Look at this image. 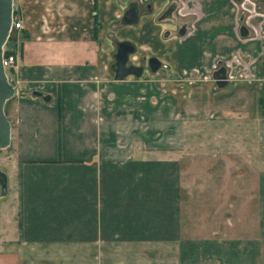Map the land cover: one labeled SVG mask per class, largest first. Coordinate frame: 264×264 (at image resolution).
<instances>
[{
  "label": "crops",
  "instance_id": "obj_1",
  "mask_svg": "<svg viewBox=\"0 0 264 264\" xmlns=\"http://www.w3.org/2000/svg\"><path fill=\"white\" fill-rule=\"evenodd\" d=\"M13 1L17 93L4 115L20 234L0 264H264L262 17L254 34L235 0ZM180 3L185 17L163 18ZM130 5L138 22L122 25ZM124 41L132 65L160 68L114 81ZM194 124L206 140L185 137Z\"/></svg>",
  "mask_w": 264,
  "mask_h": 264
},
{
  "label": "water",
  "instance_id": "obj_2",
  "mask_svg": "<svg viewBox=\"0 0 264 264\" xmlns=\"http://www.w3.org/2000/svg\"><path fill=\"white\" fill-rule=\"evenodd\" d=\"M242 1V0H235ZM169 12V11H168ZM13 0H0V149H5L10 140V124L4 115V107L7 101L15 95L13 86L7 82L4 70L1 64L2 48L7 42L12 23ZM242 22V18L240 19ZM138 22V13L135 5H130L123 14L122 25H136ZM178 36L185 34V28L178 31ZM239 35L242 38L247 37L248 31L245 26L239 28ZM135 47L130 42H117L115 44V53L112 55L114 63L110 66L114 81H122L128 76L139 78L142 75L143 67L127 66L128 58L134 54ZM161 66V63L154 57L147 60V68L151 73H155ZM212 79L216 81L219 87L225 86V70L220 68L213 72ZM31 96L40 98L48 103L50 97L40 92L33 91ZM7 179L5 174L0 172V190L1 195L6 194Z\"/></svg>",
  "mask_w": 264,
  "mask_h": 264
},
{
  "label": "rangeland",
  "instance_id": "obj_3",
  "mask_svg": "<svg viewBox=\"0 0 264 264\" xmlns=\"http://www.w3.org/2000/svg\"><path fill=\"white\" fill-rule=\"evenodd\" d=\"M13 4H16L15 1H13ZM14 15L16 19L19 20L18 15H16L15 13ZM173 21L176 22V19L174 18ZM166 27L167 29H169V31H171L172 26H170L169 23ZM20 39H21L20 32H18L17 30H11L9 35V40L6 42V48H13L15 43H18ZM132 62L136 63L137 61L132 60ZM9 104L10 103H8V105ZM192 126L195 127V129H192L191 131L186 130L187 133L185 137L187 139H190L192 143L193 142L196 143L200 140L203 141V139H201L202 137L201 132H204L205 133L204 137L206 140V131H201L203 130V126L200 124H194ZM227 133L229 135V132ZM205 143L206 141H204L203 144ZM17 168H18L17 163L14 162L12 159V148L6 147L5 149H0V172L5 174L7 179L6 194L1 195V190H0V236L3 238V241H0V251L10 250V248L13 249L15 246L14 241H17V237H19L20 234V232H17V226L19 222V207H20L19 186L16 177Z\"/></svg>",
  "mask_w": 264,
  "mask_h": 264
},
{
  "label": "built area",
  "instance_id": "obj_4",
  "mask_svg": "<svg viewBox=\"0 0 264 264\" xmlns=\"http://www.w3.org/2000/svg\"><path fill=\"white\" fill-rule=\"evenodd\" d=\"M235 5V9L237 10V12L241 13L243 16V20L245 22V25L254 33V34H258L259 33V29L257 27H254L250 24L251 20L253 18L256 17H262V21H264V15L258 13L256 11L255 8V4L253 2H251L250 0H242L240 2H236L234 3ZM177 15L180 17H185L186 13L184 12V4L180 3V8H177ZM21 25L20 22L16 19V17L13 16L12 13V23H11V27H10V31H9V35L11 30H20ZM257 36V35H256ZM9 40V36L7 41ZM16 62V56L13 53V50L11 48H6V43L2 48V55H1V64H2V68L4 70L7 82L10 83L13 88H14V93H17V85L14 84L11 81V75H10V71L12 70V68L14 67Z\"/></svg>",
  "mask_w": 264,
  "mask_h": 264
},
{
  "label": "flooded vegetation",
  "instance_id": "obj_5",
  "mask_svg": "<svg viewBox=\"0 0 264 264\" xmlns=\"http://www.w3.org/2000/svg\"><path fill=\"white\" fill-rule=\"evenodd\" d=\"M258 3H260V5H262V6H264V0H258L257 1ZM170 6H173L172 7V11L170 12V13H168L167 12V10L168 9H166L164 12H163V14L162 15H164V14H168V15H166L165 17H163V18H168L169 16L171 17L172 16V14L176 11L177 12V8H176V6H175V4H171ZM163 18H160V19H163ZM115 53V50L113 51V54ZM112 54V55H113ZM133 55V54H132ZM132 55H130L129 56V58H128V62H127V66H130V65H132V63L130 62V57L132 56ZM149 58H140L139 59V63H137V67H143V69H145V68H147V60H148ZM114 63V60H113V62H112V64ZM134 66V65H133Z\"/></svg>",
  "mask_w": 264,
  "mask_h": 264
},
{
  "label": "trees",
  "instance_id": "obj_6",
  "mask_svg": "<svg viewBox=\"0 0 264 264\" xmlns=\"http://www.w3.org/2000/svg\"><path fill=\"white\" fill-rule=\"evenodd\" d=\"M92 7H93V9H92V15H93L94 21L96 22V2L95 1L93 2ZM13 16L15 17L14 12H13ZM96 29H97V25H95L94 31H93V37H94V39H95V33H96L95 30ZM18 228L20 229V221L18 222Z\"/></svg>",
  "mask_w": 264,
  "mask_h": 264
}]
</instances>
